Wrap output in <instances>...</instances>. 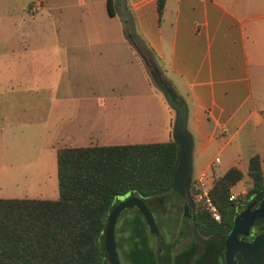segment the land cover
I'll list each match as a JSON object with an SVG mask.
<instances>
[{"label":"crops","instance_id":"0c3cea01","mask_svg":"<svg viewBox=\"0 0 264 264\" xmlns=\"http://www.w3.org/2000/svg\"><path fill=\"white\" fill-rule=\"evenodd\" d=\"M126 2L137 34L162 62L160 75L186 104V126L193 141L191 165L200 172L212 170L214 156L250 123L243 135L264 144V0H164L161 14L158 0ZM8 8L9 0H0V11ZM9 18L8 13L0 15V92L15 88L38 92L42 84L37 79L57 75L55 65L52 70L50 65L43 69L41 63L61 59L56 50L61 48L60 41L52 52L50 44L42 48L35 39L10 37L9 29L16 22H9ZM97 42L99 52L89 53L87 46L68 41V104L52 101L43 105L48 110H68L66 123L45 122L36 132L51 136L52 142L88 144L137 142L138 134L154 137L150 141L172 138L171 105L164 96L165 101L155 96L151 87L106 86L99 79L93 84L87 81L83 87L74 85L77 76L99 77L98 73H87L85 62L121 61L124 56L120 40ZM124 42L123 46L132 48L129 40ZM20 105L19 109V103L0 98V137L18 139L24 134L25 109ZM34 105L36 110L42 108L39 101ZM30 121V130L35 133ZM258 153L264 174V155ZM0 158L4 161L3 155ZM1 163L19 171L25 162L6 159ZM32 166L21 171L28 174Z\"/></svg>","mask_w":264,"mask_h":264},{"label":"trees","instance_id":"16d2710c","mask_svg":"<svg viewBox=\"0 0 264 264\" xmlns=\"http://www.w3.org/2000/svg\"><path fill=\"white\" fill-rule=\"evenodd\" d=\"M123 1L106 0L108 13L114 15V5L121 6ZM163 6L164 0H158L159 14ZM120 19L127 25V18ZM124 29L130 44L136 47L133 32L127 26ZM160 82L176 94L169 81ZM177 153L174 138L58 147L56 198L0 196V264H108L101 233L114 198L129 192L147 197L169 190ZM245 172L252 180L245 195L264 192L258 152L248 157ZM243 174L240 167L231 165L213 180L210 195L222 221L202 208L197 213L199 230L228 227L236 200L229 199V194Z\"/></svg>","mask_w":264,"mask_h":264},{"label":"rangeland","instance_id":"374dc122","mask_svg":"<svg viewBox=\"0 0 264 264\" xmlns=\"http://www.w3.org/2000/svg\"><path fill=\"white\" fill-rule=\"evenodd\" d=\"M26 2L27 0H9L8 11H0V15L3 16H6L7 13L9 14V22H16L15 27L9 29V36L20 40L25 38L29 40L35 39L40 41L42 48H46L48 47L46 45L50 44L52 52L54 50L53 47L60 41L61 48L56 50H58L57 55L61 59L56 62L41 63L43 69L48 68L50 65L52 70V65H55L57 75L51 78L37 79L42 84L39 86L38 92L33 93L31 90L26 92L23 90L18 91L16 88L12 91L0 92V98H3V100L7 98L9 103H19V109L20 104H24L26 117L24 134L19 136L18 139L12 136L5 137L4 135V137H0V156H4V161L6 159L23 160L25 162L24 168H28L33 164L31 171L27 174L21 171H25L26 169L24 168H19V171L16 169H13L14 171L9 170L1 163L4 162L3 158H0V196L55 198L58 196L56 148L69 144H88L83 141L69 142L67 140L52 142L51 136L36 132L42 130V124L45 122L51 124L54 121H64L62 124L66 123L65 119L67 118L68 110H48L43 105H47L52 101L68 104V87H70V78L68 77V41L75 40L76 43L87 46V52L89 53L99 52V47L96 44L101 39L121 41L120 52L124 55L121 61L100 59V62H97L98 60L85 62L87 73H98L99 77L91 76L85 78L83 75L77 76L74 78V85L78 87L85 86L87 81L93 84L96 79H99L106 86L151 87L156 92L154 95L165 101L163 92L150 73L152 69H156L160 73L163 65L159 59L147 53L144 43L140 40L141 37L135 30L126 0L123 1L121 6L114 5L116 12L114 16L108 14L106 0H43L39 7L34 9H31V0L27 5ZM122 16L127 18V25L120 19ZM125 26L133 32L135 41H137L136 47L132 44V48L129 44L123 46V41H128L124 29ZM1 36L2 32L0 29ZM141 54H145L146 57ZM148 60L153 62V67ZM80 69L81 63H78V70ZM55 83L56 85H54ZM52 96H56L57 99H52ZM37 101L42 105L40 110L34 109V104ZM166 102L168 101L166 100ZM170 108L175 120L176 110L172 106ZM30 119L34 122V129H37L35 133L30 130ZM251 126V123L246 125L237 137L218 153L220 160L212 170L208 171H211V178L214 180L229 166H239L244 174L231 187V190L239 192V197L242 198L245 196L246 190L252 185L251 178L245 172L248 156L258 151L264 155V144L261 143V140L252 136L247 139L243 135L244 131ZM137 137V142L150 141L154 138L144 137L141 134H138ZM101 143L103 142L101 141ZM199 173L200 169L191 165L190 176L193 181ZM140 218L146 225L142 215H140Z\"/></svg>","mask_w":264,"mask_h":264},{"label":"flooded vegetation","instance_id":"af4514ba","mask_svg":"<svg viewBox=\"0 0 264 264\" xmlns=\"http://www.w3.org/2000/svg\"><path fill=\"white\" fill-rule=\"evenodd\" d=\"M142 198L153 213L157 232L150 233L136 206L123 208L117 215L114 228L115 249L121 264H227V236L234 220L241 213L246 214L257 207L264 198V192L254 191L243 198L238 196L228 227L209 232H202L198 228L197 213L204 206L195 197L191 176L184 201L174 195L172 188ZM217 221H222L221 215ZM101 242L110 264L103 231ZM235 242L237 247L232 255L233 264H248L249 258L252 264H264V214L256 216L246 232H238ZM245 249L249 257L245 255Z\"/></svg>","mask_w":264,"mask_h":264},{"label":"water","instance_id":"95a60500","mask_svg":"<svg viewBox=\"0 0 264 264\" xmlns=\"http://www.w3.org/2000/svg\"><path fill=\"white\" fill-rule=\"evenodd\" d=\"M151 64L153 63L150 61ZM153 79L160 86L161 91L164 94L165 99L168 101L176 110V117L173 123V138L177 141L178 144V153H177V168L172 180L171 188L174 195L180 198L182 201L185 200L186 187L189 182L190 172H191V150H192V136L187 129V108L184 101L178 94H174L167 90V88L160 82L168 81L164 77H158V71L156 69L150 70ZM117 195L111 205L107 223L103 229L104 233V244L107 251V256L110 264H121L117 251L115 249V240H114V228L115 221L118 213L125 207L136 206L142 215L145 218L146 224L149 228L151 234L157 232V225L153 216L152 211L147 206L144 199L133 192H129L126 196L120 197ZM120 197V198H119ZM119 199V200H117ZM264 214V198L261 200L259 205L255 207L250 212L246 214L243 212L236 218L231 227L230 233L227 236L226 243V262L227 264H233L232 255L234 249L237 247L235 242V237L238 232H246V228L250 226L256 216ZM245 253L249 257V252ZM250 251V250H249ZM252 260L249 258L248 264H252Z\"/></svg>","mask_w":264,"mask_h":264},{"label":"built area","instance_id":"2783aa9c","mask_svg":"<svg viewBox=\"0 0 264 264\" xmlns=\"http://www.w3.org/2000/svg\"><path fill=\"white\" fill-rule=\"evenodd\" d=\"M41 1L43 0H31L32 7L31 9L38 8ZM225 130L222 128L221 131ZM220 160L219 154L214 156L212 161L213 163H217ZM213 183V179L211 178V171L208 172L203 170L199 173V175L194 178L195 185V197L199 200L204 208L210 213V215L215 219H220V211L216 204L213 202L212 197L210 195V187ZM239 192L230 191L229 199L234 200L239 196Z\"/></svg>","mask_w":264,"mask_h":264}]
</instances>
